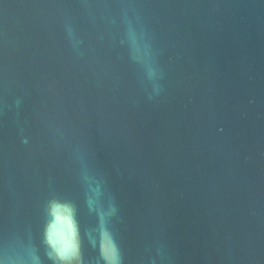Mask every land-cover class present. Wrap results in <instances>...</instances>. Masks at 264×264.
Listing matches in <instances>:
<instances>
[{"label": "water", "instance_id": "obj_1", "mask_svg": "<svg viewBox=\"0 0 264 264\" xmlns=\"http://www.w3.org/2000/svg\"><path fill=\"white\" fill-rule=\"evenodd\" d=\"M52 201L86 264L110 205L122 264H264V0H0V260Z\"/></svg>", "mask_w": 264, "mask_h": 264}, {"label": "clouds", "instance_id": "obj_2", "mask_svg": "<svg viewBox=\"0 0 264 264\" xmlns=\"http://www.w3.org/2000/svg\"><path fill=\"white\" fill-rule=\"evenodd\" d=\"M91 203L89 199V207ZM61 212L65 214L64 219L68 223L67 232L57 244L50 245L49 259L52 261V264H86L81 250L80 227L76 216V209L72 205L52 201L50 203V215L58 219ZM114 213L115 206L110 205L107 213L101 214L102 236L108 242L109 253H106L104 247L101 246L99 259L96 261V264H122L120 246L105 219V217H111ZM92 243L93 246H96L95 239L92 240ZM0 264H7V262L0 260Z\"/></svg>", "mask_w": 264, "mask_h": 264}]
</instances>
